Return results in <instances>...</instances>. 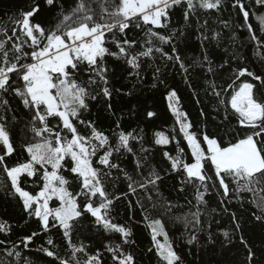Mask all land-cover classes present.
Returning a JSON list of instances; mask_svg holds the SVG:
<instances>
[{
	"label": "snow or ice",
	"instance_id": "1",
	"mask_svg": "<svg viewBox=\"0 0 264 264\" xmlns=\"http://www.w3.org/2000/svg\"><path fill=\"white\" fill-rule=\"evenodd\" d=\"M241 31L264 68V0H24L0 23V192L37 225L13 239L0 219V264H139L136 210L158 264H186L170 226L189 255L238 243L237 264H264L238 215L264 229V72L244 66ZM177 77L199 122L169 83ZM145 86L164 88L169 131L137 99ZM17 146L23 159L10 166ZM85 234L101 247L89 251Z\"/></svg>",
	"mask_w": 264,
	"mask_h": 264
},
{
	"label": "trees",
	"instance_id": "2",
	"mask_svg": "<svg viewBox=\"0 0 264 264\" xmlns=\"http://www.w3.org/2000/svg\"><path fill=\"white\" fill-rule=\"evenodd\" d=\"M24 0H0V23L6 21L7 17L16 13L18 8L22 7ZM220 19H231L234 23L236 22V16L233 14L231 17L229 15L228 10H222L221 13L218 14ZM174 19H179V12H177ZM210 23L213 26H216V17H209ZM252 21L255 25V18H252ZM260 34L259 32L257 33ZM245 42V47L241 50V55L246 58V64L244 66L249 67L250 69L256 71L257 73L264 72V68H261L260 62L257 60L255 56V48L254 46L248 42L247 32L241 31L239 34V41ZM198 51V42L194 37H191L189 40V49L188 54L192 55V53ZM222 55V53H220ZM109 64H112L113 61L109 59ZM238 63V62H237ZM169 83L172 84L173 87L178 89V93L182 98V103L185 110L189 113L190 118L194 122H199L200 118L198 116V107L190 100L189 92L185 88V86L180 83L179 77L173 81L169 80ZM117 86H119L120 81H116ZM137 99L144 102L146 101L148 104L153 105L157 108V110L161 113L162 119L157 122V125L154 126L155 130H164L169 131L172 127V120L170 114L167 113L166 110V101L164 100V88L160 87L158 89H150V86L143 87L142 91L137 92ZM121 101L119 98L114 101V104L117 108L120 107ZM210 111V109H206ZM93 111H96V108L93 107ZM108 121H105L107 124ZM202 126V125H200ZM211 124H209V131H212ZM13 139H17V134L15 130H13ZM169 147H172L171 145ZM23 156L20 155L19 147L17 146V153L14 154L13 157L8 159V163L11 166L19 160H22ZM157 159H159V153H157ZM65 175H68L65 173ZM4 179L3 175H0V180ZM177 181L175 178L166 179L164 182V191L167 197L171 200L176 199V192L174 191L175 185ZM27 190L35 192L38 189L34 186L25 185ZM109 187H111L109 185ZM181 202L182 198H181ZM215 204V201H213ZM121 215L119 217L120 221L123 222L127 220L128 212L126 206L124 204L118 203L117 205ZM238 215H241L244 220V235L250 239V242L259 250V247L264 244V229L259 227L256 223L253 222V219L250 215V212L245 209H241L238 211ZM0 219L9 221L14 228L13 239H17L18 236H22L30 233V231L35 230L37 225L35 221H28L27 224L24 222V214L21 212L20 207L16 203L15 200L11 198H6L3 192H0ZM135 220L136 223L133 225V230L135 234V239L137 241L136 245L133 248L129 249L136 256V259L139 261V264H158L156 258L147 252V248L150 247V237L148 231L142 221V217L140 216L139 210L135 212ZM229 224V218L224 217L220 225H213V231H218L219 229L227 227ZM170 235L176 241L179 253L185 257L186 264H237L238 261L243 259V248L238 243L231 246L228 250H221L219 246L216 248H212L211 246H206L203 250H198V255H189L188 249L183 246V243L178 237L180 236V232L182 231L179 227H171ZM46 238V237H45ZM53 239L59 244L61 243V237L57 233L53 236ZM84 242L86 244H90L91 247L89 251H92L95 248L101 247V236L97 235H88L85 234L83 236ZM62 255L66 253L62 252Z\"/></svg>",
	"mask_w": 264,
	"mask_h": 264
}]
</instances>
